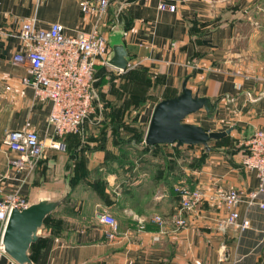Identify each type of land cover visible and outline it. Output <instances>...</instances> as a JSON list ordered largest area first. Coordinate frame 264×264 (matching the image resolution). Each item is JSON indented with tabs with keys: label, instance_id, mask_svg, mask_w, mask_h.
Instances as JSON below:
<instances>
[{
	"label": "crops",
	"instance_id": "obj_1",
	"mask_svg": "<svg viewBox=\"0 0 264 264\" xmlns=\"http://www.w3.org/2000/svg\"><path fill=\"white\" fill-rule=\"evenodd\" d=\"M81 1L0 0V172H7L0 198L18 191L30 204L55 207L28 246L29 262L2 255L0 264H264V182L249 203L259 179L241 164L247 139L264 129V0H163L173 12L159 0H111L102 16L82 13ZM32 20L38 28L61 23L69 35L99 25L107 41L121 36L132 66L111 79L97 66L94 111L80 132L63 138V151L47 149L31 172H16L8 167L18 152L2 143L4 130H33L42 140L53 131L50 101L37 100L23 82L28 64L12 62L20 24ZM186 78L192 92L211 101L192 123L230 132L208 142L212 149L199 166V151L185 153L183 145L180 153L175 144L135 158L119 153V141L133 128L147 129L155 104L180 93ZM80 143L90 148L71 153ZM179 181L207 193L242 191L236 222L247 226L221 225L223 203L205 200L182 211L187 224L176 227ZM104 210L118 223L112 240L99 221Z\"/></svg>",
	"mask_w": 264,
	"mask_h": 264
},
{
	"label": "built area",
	"instance_id": "obj_2",
	"mask_svg": "<svg viewBox=\"0 0 264 264\" xmlns=\"http://www.w3.org/2000/svg\"><path fill=\"white\" fill-rule=\"evenodd\" d=\"M110 1L83 0L80 2V10L84 14L94 10L102 16L107 13ZM158 7L172 12L176 9L174 4L165 3L163 0H159ZM18 37L20 49L13 55L12 62L28 64V75L23 78V82L32 87L37 100H48L51 103L48 121L53 131L47 140L40 139L33 130L5 129L3 133L2 143L18 152L17 157L9 160L8 168L16 172H31L36 164L45 158L47 149L64 150L63 138L67 134L80 132L82 122L94 111L92 87L95 71L97 66L108 65L110 47L99 25H95L90 31H78L69 35L66 34L64 25L58 22L51 23L47 28H38L33 20L23 21ZM130 65L132 66L128 62L126 67ZM115 70L120 73L124 69ZM241 164L246 170H254L259 179L258 187L247 193L249 203H252L263 190L264 129L256 128L247 139ZM6 177L7 172H0V188ZM174 190L180 197V211L173 215L176 227H184L187 224L182 211L193 209L205 200L223 203L227 212L221 225H236L240 228L247 226V222H236V206L242 199V191L215 188L207 193L199 187L191 188L186 181L176 183ZM29 205L28 198L18 191L0 198V257L7 255L2 244V235L11 211L22 210ZM260 205L262 206L261 203ZM99 221L108 226L107 237L114 239L118 230L115 217L104 210L99 214ZM153 221L161 225L164 219L155 215ZM183 264L203 263L187 261Z\"/></svg>",
	"mask_w": 264,
	"mask_h": 264
},
{
	"label": "water",
	"instance_id": "obj_3",
	"mask_svg": "<svg viewBox=\"0 0 264 264\" xmlns=\"http://www.w3.org/2000/svg\"><path fill=\"white\" fill-rule=\"evenodd\" d=\"M108 45L110 47L108 65L118 70L125 69L129 56L121 36L110 37ZM186 82L187 78L182 83L180 93L155 104L145 132V144H175L176 146L200 144L208 149L210 140L219 139L230 132V129L208 131L201 125L185 121L188 115L200 109L211 110L210 99L192 92L186 86ZM54 208L52 205L41 202L30 204L22 210L13 209L2 235L6 254L19 263H28V246L36 238L45 217Z\"/></svg>",
	"mask_w": 264,
	"mask_h": 264
},
{
	"label": "trees",
	"instance_id": "obj_4",
	"mask_svg": "<svg viewBox=\"0 0 264 264\" xmlns=\"http://www.w3.org/2000/svg\"><path fill=\"white\" fill-rule=\"evenodd\" d=\"M95 73H96V71H95ZM93 84H94V82H93ZM86 119H87V117L84 119V121ZM84 121L82 122L81 127H82ZM144 136H145V130H143V129L136 130L135 128L131 129V135L126 140H121L117 144L118 145V149L120 151L119 153H128L129 150H130L129 147H131V146L134 147L135 145H141V144H143L144 146L141 149H139L138 153H140V154L141 153H149V152L151 153V152L157 150L160 147V145H162V144L147 145L144 142ZM183 146L184 147H193V146H199L200 147V156L195 160V165L196 166H199V164L207 156V153H209L211 151V149H212L211 147H209L207 149L205 146L200 145V144L183 145ZM180 147L181 146H178V147L174 146L175 149H174L173 153H180L178 151V149ZM89 148L90 147H88L85 143H80L78 148L76 150H73L71 153H84V151L86 149H89ZM64 200H67V197ZM50 215H51V212L47 216H50ZM45 224H46V222L44 220L41 227H44Z\"/></svg>",
	"mask_w": 264,
	"mask_h": 264
},
{
	"label": "rangeland",
	"instance_id": "obj_5",
	"mask_svg": "<svg viewBox=\"0 0 264 264\" xmlns=\"http://www.w3.org/2000/svg\"><path fill=\"white\" fill-rule=\"evenodd\" d=\"M101 66V68H100V71H99V73H100V77H102V78H104V77H106V78H108V79H111V78H113L114 76H116L117 74H118V72L115 70V69H113L112 67H110V66H108V65H100ZM137 113V109H133V113H132V115L134 114H136ZM92 113H90L88 116H87V118H89L90 117V115H91ZM203 114V112H195V113H192V114H190V115H188L186 118H185V121L186 122H197L198 120H200V118H201V115ZM129 115H130V117H131V114H130V112H129ZM86 121H87V119H86ZM85 122V121H84ZM143 130H145V132H146V129L145 128H143ZM82 141H84V137H83V139H82ZM144 145L143 144H141V148L143 147ZM130 148V150H129V152L128 153H133V157L135 158V157H137V156H139V155H141L140 153H138L139 152V149H141V148H136L135 146L134 147H129ZM187 150H185V153H195L196 151H199L198 153H200V147L199 146H193V147H185ZM190 149V150H189ZM60 151V150H59ZM61 151H63V150H61ZM150 153V152H149Z\"/></svg>",
	"mask_w": 264,
	"mask_h": 264
}]
</instances>
